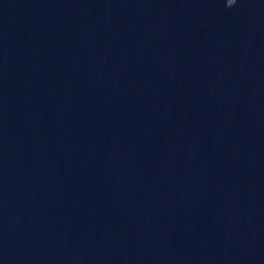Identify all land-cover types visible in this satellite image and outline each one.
<instances>
[{"label":"water","instance_id":"water-1","mask_svg":"<svg viewBox=\"0 0 264 264\" xmlns=\"http://www.w3.org/2000/svg\"><path fill=\"white\" fill-rule=\"evenodd\" d=\"M0 0V264H230L264 0Z\"/></svg>","mask_w":264,"mask_h":264},{"label":"clouds","instance_id":"clouds-1","mask_svg":"<svg viewBox=\"0 0 264 264\" xmlns=\"http://www.w3.org/2000/svg\"><path fill=\"white\" fill-rule=\"evenodd\" d=\"M237 0H229L228 6L232 7L236 4Z\"/></svg>","mask_w":264,"mask_h":264}]
</instances>
